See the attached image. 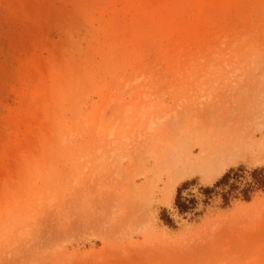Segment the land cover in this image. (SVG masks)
<instances>
[{"label":"rangeland","instance_id":"374dc122","mask_svg":"<svg viewBox=\"0 0 264 264\" xmlns=\"http://www.w3.org/2000/svg\"><path fill=\"white\" fill-rule=\"evenodd\" d=\"M255 169L264 0H0V264H264Z\"/></svg>","mask_w":264,"mask_h":264},{"label":"trees","instance_id":"16d2710c","mask_svg":"<svg viewBox=\"0 0 264 264\" xmlns=\"http://www.w3.org/2000/svg\"><path fill=\"white\" fill-rule=\"evenodd\" d=\"M238 171H240V169H237L235 171L230 170L228 171L226 174H224L219 181L216 182V184L211 188V187H204L201 188L202 193H204L205 196L210 197V195L213 193L215 188L218 187H226L227 185H229V182L231 180H235L238 177ZM251 176L254 180L253 185H249L248 187L244 188L241 193L244 196V198L246 200L249 199V192L252 189H257V190H261L264 191V170L263 169H255L252 171ZM258 176V177H257ZM184 188H179L176 194V198L174 201V205L177 208L178 212L180 214H184L189 212L190 210H192L194 208V206L196 205V200L194 198H184L182 196V190ZM237 189L236 186L231 185L229 186V191L227 192L226 196L224 195V200L225 202L228 201V194L232 193L233 191H235ZM166 221H169L166 219Z\"/></svg>","mask_w":264,"mask_h":264},{"label":"bare ground","instance_id":"6f19581e","mask_svg":"<svg viewBox=\"0 0 264 264\" xmlns=\"http://www.w3.org/2000/svg\"><path fill=\"white\" fill-rule=\"evenodd\" d=\"M171 191V190H170Z\"/></svg>","mask_w":264,"mask_h":264}]
</instances>
